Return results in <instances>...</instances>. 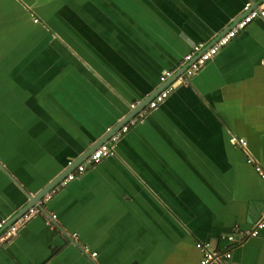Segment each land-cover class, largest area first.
I'll return each mask as SVG.
<instances>
[{"label": "crops", "instance_id": "obj_1", "mask_svg": "<svg viewBox=\"0 0 264 264\" xmlns=\"http://www.w3.org/2000/svg\"><path fill=\"white\" fill-rule=\"evenodd\" d=\"M260 1L0 0V221ZM142 113L40 198L0 264H201L197 242L219 250L209 264H264V228L244 235L264 216V17Z\"/></svg>", "mask_w": 264, "mask_h": 264}, {"label": "built area", "instance_id": "obj_2", "mask_svg": "<svg viewBox=\"0 0 264 264\" xmlns=\"http://www.w3.org/2000/svg\"><path fill=\"white\" fill-rule=\"evenodd\" d=\"M264 17V0H261L256 6H253L251 2L245 4L243 8V13L235 22L229 26L222 34H220L216 39L212 42L205 43H197L195 44L191 51H189L183 57L184 69L183 72L176 75V78L171 81V79L175 76V70H165L161 76L160 80L163 83H166L164 88L160 90L155 96L148 101L142 111L139 112L138 116L135 115L129 119L128 124L123 125V131L127 130L129 126L133 123L139 122L142 120V112L145 113L150 112L151 110L157 108L165 99L169 96V94L173 91V89L178 84L186 83L188 78L195 73H197L201 68L205 66V64L211 60L218 52L225 47L233 38H235L239 32L244 30L249 23H251L255 18ZM37 21V19H35ZM122 131H119V133ZM118 134V133H117ZM117 135H114L111 140L115 141ZM232 141L236 144H239L242 147H246L247 141L243 137L232 136ZM114 153V145L111 144V141H104L99 146H97L83 161L74 165L73 168L69 169L68 172L64 175V177L55 184L45 196H50L57 192L61 187L68 184L70 181L81 176L87 169L88 165H93L99 162L101 159L112 155ZM248 161L252 162V158L249 156ZM257 171L264 181V170L257 166ZM40 202L34 206H31L26 211L22 212L19 216H17L8 226L5 227L7 220L3 219L0 221V245L5 244L11 241L16 235L17 231L35 214L40 212L39 208ZM51 218H56V215H52ZM264 228V216L259 219L249 230L244 232L246 236H255L259 233V231ZM230 241H234L235 235L230 234L227 236ZM196 247L202 255L201 264H209L212 261H216L219 259L220 254L219 250H213L210 247L208 242H197ZM97 253L92 252V256H95ZM225 256L230 257L231 253L226 251L224 253Z\"/></svg>", "mask_w": 264, "mask_h": 264}, {"label": "water", "instance_id": "obj_3", "mask_svg": "<svg viewBox=\"0 0 264 264\" xmlns=\"http://www.w3.org/2000/svg\"><path fill=\"white\" fill-rule=\"evenodd\" d=\"M177 75V74H175ZM166 83H163L161 86H159L154 92H152L147 98H145V100H143L142 102H140L138 105H136L135 107H132V110H131V113L128 117H126L121 123H119V125L113 130V131H110L108 133L107 136H105L103 139H102V142L107 140V137L112 135L121 125L125 124L127 122V120L130 118V117H134L138 112H140L143 108L144 105H146L148 103V101H150L154 96L155 94H157L160 90H162V88H164ZM81 160V159H80ZM80 160L76 163L78 164L80 162ZM74 164V165H76ZM66 173L64 174H60L59 176H57L52 182H50L43 190H41L39 193L35 194V195H29V201L28 203L25 205V210L30 208L31 206H34L36 204L39 203V200L41 197H43L46 193H48V191L55 185L57 184L65 175ZM21 213H18L16 216L14 215L12 218L8 219L7 220V223L5 225L8 226L17 216H19Z\"/></svg>", "mask_w": 264, "mask_h": 264}]
</instances>
